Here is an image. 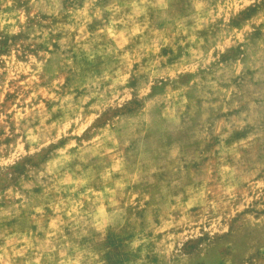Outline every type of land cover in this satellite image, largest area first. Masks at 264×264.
<instances>
[{
	"label": "clouds",
	"instance_id": "obj_1",
	"mask_svg": "<svg viewBox=\"0 0 264 264\" xmlns=\"http://www.w3.org/2000/svg\"><path fill=\"white\" fill-rule=\"evenodd\" d=\"M0 264H264V0H0Z\"/></svg>",
	"mask_w": 264,
	"mask_h": 264
}]
</instances>
